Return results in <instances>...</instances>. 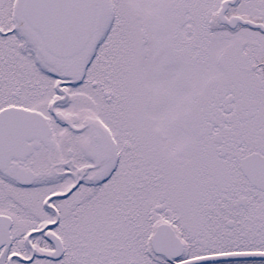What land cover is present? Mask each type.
Masks as SVG:
<instances>
[{
	"label": "snow or ice",
	"instance_id": "snow-or-ice-1",
	"mask_svg": "<svg viewBox=\"0 0 264 264\" xmlns=\"http://www.w3.org/2000/svg\"><path fill=\"white\" fill-rule=\"evenodd\" d=\"M0 264H264V0H0Z\"/></svg>",
	"mask_w": 264,
	"mask_h": 264
}]
</instances>
